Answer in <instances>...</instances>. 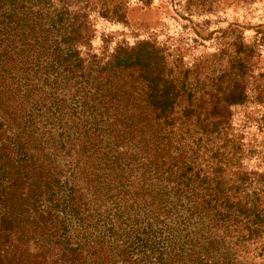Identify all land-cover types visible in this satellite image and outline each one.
<instances>
[{
	"label": "trees",
	"instance_id": "16d2710c",
	"mask_svg": "<svg viewBox=\"0 0 264 264\" xmlns=\"http://www.w3.org/2000/svg\"><path fill=\"white\" fill-rule=\"evenodd\" d=\"M93 14L128 0H0V264H264L250 47L97 52Z\"/></svg>",
	"mask_w": 264,
	"mask_h": 264
},
{
	"label": "rangeland",
	"instance_id": "374dc122",
	"mask_svg": "<svg viewBox=\"0 0 264 264\" xmlns=\"http://www.w3.org/2000/svg\"><path fill=\"white\" fill-rule=\"evenodd\" d=\"M92 18L97 52L108 37L112 47L120 40H156L190 64L223 51L227 59L235 43L250 47L249 101L233 108L232 122L255 150L244 164L264 170V0H128L126 23Z\"/></svg>",
	"mask_w": 264,
	"mask_h": 264
}]
</instances>
